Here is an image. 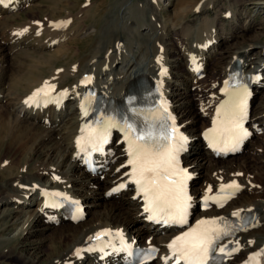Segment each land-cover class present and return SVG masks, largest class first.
<instances>
[{
    "label": "bare ground",
    "instance_id": "6f19581e",
    "mask_svg": "<svg viewBox=\"0 0 264 264\" xmlns=\"http://www.w3.org/2000/svg\"><path fill=\"white\" fill-rule=\"evenodd\" d=\"M35 2L6 0L5 4H0V55L4 59L8 53L1 68L5 72V65L9 66L13 59L19 60L17 65L15 63L16 69L12 64L9 70L12 74L2 72L0 75V145H7L11 150L16 148L15 153L22 157L13 166L0 167V178L4 180L0 206L6 205L0 214V248H4L0 256L19 264H42V258L28 249L18 252V247L7 250L6 247L14 238L29 241L38 233L39 225L52 229L51 224L63 222L69 226L61 227V232L55 233L47 242L51 251L48 264H126L130 261L129 248H155L159 255L150 264L174 262L171 258L165 260L171 256L168 245L189 227L166 228L151 223L143 196L126 175L131 172V167L126 166L129 157L125 132L114 127L107 155L95 157V167L100 170L87 168L86 152L77 147L76 141L82 135L81 130L96 118L97 104L88 96L89 90L109 102L111 118L118 124H121L120 113L124 110V118L141 129L146 126L145 118L160 122L161 106L156 101L165 105L167 112L164 114L166 118L171 117L167 119L168 123H174L187 141L181 152L183 170L190 177L191 185L197 183V167L201 160L209 164L205 184L191 192L192 209L197 214L190 227L202 219L233 218V213L238 211L240 214L252 212L258 219L251 228L230 240L235 257L233 255L227 264H243L261 251L264 247V174L253 173L250 169L255 158L264 159L261 155L257 157L258 151L264 150V139L252 141L249 155L222 165L217 161L221 158L220 153L213 148L207 131L218 119L217 110L227 99L236 60L244 72L252 76L253 92L259 87V79L264 76V43L257 63L250 57L249 46L239 48L230 56H221L222 65L215 67L216 77L209 84L200 85L198 72L208 71L210 59L218 51V39H229L225 35L226 27L223 28L227 24H220L218 20L221 14L218 0H205L199 4L195 8L197 19L180 27L165 17L163 0H146L141 4L150 14L149 20L145 16L134 17L128 0L119 1L120 5L111 11L112 16L97 32L95 26L83 22L76 24L79 15L71 9L65 19H54L52 15L37 19ZM87 2L89 6L81 11L83 15H88L93 6L92 0ZM228 2L223 16L230 19H227L231 30L229 36L233 37L239 28L245 30L254 19L246 6H240L236 0ZM25 6L29 8L23 9L26 21L15 33L10 18L20 15V9ZM257 6L260 10V3ZM187 9L188 6L182 8L183 14H187ZM209 11L214 12L213 19L206 15ZM243 20L245 24L240 25ZM173 31H179L177 39H182V44L175 41ZM83 42L86 43L81 45ZM80 51L83 53L79 54ZM60 56L68 59L65 66H57ZM86 77L91 79L84 83ZM45 82L55 85L48 97H40L47 102L40 106L26 104L25 101ZM191 82L196 91H200L194 94V99L199 97L200 101L197 108L194 101L187 102L181 94L176 95L179 89L187 91ZM64 93L66 95H62ZM61 97L74 101L72 111L61 129L50 130L49 125L65 120L62 114L69 103H59ZM252 104L251 101L246 128L254 137L264 125V119L258 117ZM191 116L194 118L188 119ZM213 137L216 138L215 134ZM42 157L45 160L35 161ZM100 175H106V180L102 181ZM232 182L241 187L235 191L230 206L200 211L202 198L218 196L221 187ZM121 184L125 187L119 188ZM92 187L99 191L90 190ZM91 193L95 194V199L100 197L99 206L105 211L96 213L86 224L79 221L74 225L64 203L70 200L81 206L84 210L82 219H85L84 203L88 202ZM138 221L143 222L145 232L133 228ZM8 227L18 229L15 237L4 234ZM99 233L110 234L97 240Z\"/></svg>",
    "mask_w": 264,
    "mask_h": 264
},
{
    "label": "snow or ice",
    "instance_id": "6c2138e0",
    "mask_svg": "<svg viewBox=\"0 0 264 264\" xmlns=\"http://www.w3.org/2000/svg\"><path fill=\"white\" fill-rule=\"evenodd\" d=\"M5 3L6 0H0V4ZM90 79L86 77L84 83L89 82ZM54 90L55 85L45 82L44 86L37 89L25 103L29 106H40L42 102H47L42 101L40 97H48ZM247 99L248 93L245 89L243 94L221 104L217 110L218 119L214 121L216 127L213 132L217 140L225 145V149L235 150L239 142L249 135L243 127L247 116ZM81 107L87 115L84 105ZM161 107L166 113L167 107L165 105ZM158 119L161 122L157 123L155 120L149 121L145 118L146 126L141 129L130 123L128 119L118 124L114 119L109 118L107 121H102L99 127L82 129V135L77 139L76 144L84 151L102 152L103 146L109 142L110 129L119 127L125 132V140L128 142L129 159L126 166L131 167V172L126 175L130 176L131 182L143 195L147 205L145 211L151 213L149 219L169 226H184L188 224L191 207V197L187 193V180L190 177L179 167V154L184 150L187 141L182 134H179L174 123L168 125L165 122L166 119H171L170 116ZM123 187L124 184L119 186V188ZM240 187L236 182H232L222 186L220 192L225 193L226 188L238 191ZM119 188L116 190L118 191ZM55 195L59 196V193ZM231 195L232 193H225L224 199L230 198ZM212 199L217 200L216 197ZM219 206L222 207L223 204L220 203ZM233 215L239 217L240 212H235ZM233 230L223 218L202 219L195 227H191L171 241L168 245L171 256L165 260L174 259L175 264H209L210 261L215 260L217 253L230 256L232 250L222 246L221 241L229 237ZM109 234L99 233L96 239L99 240ZM260 256H264V250L251 257L249 264H261L257 260Z\"/></svg>",
    "mask_w": 264,
    "mask_h": 264
},
{
    "label": "rangeland",
    "instance_id": "374dc122",
    "mask_svg": "<svg viewBox=\"0 0 264 264\" xmlns=\"http://www.w3.org/2000/svg\"><path fill=\"white\" fill-rule=\"evenodd\" d=\"M87 1L88 0H74L73 2H69L66 0H36V2H35V4H37L36 5L37 8L35 9V13L37 15L36 17H37V19L42 20L47 15H49V16L52 15L54 19H65L67 17V15L69 13H71V10H73L76 15H79V17H78L79 19L76 21V24L83 22L85 25H88L90 27L95 26L96 27L95 32H97V30H99V29L101 31L100 27L104 26L106 24V22L109 20V18L112 16V14H110L111 11L113 12L115 10V8L118 5H120L119 1H123V0H92L93 6H92L90 12L88 13V15H83V14H81V11L83 9L88 8V6H89V3ZM145 1L146 0H131V1L128 0L129 4L130 3L132 4V5H129V4L128 5L130 6V8H131L130 11L132 12V15L134 17L138 16L141 18V17L145 16V18L147 17L146 20L150 19V14L146 13V10L144 11V9L141 5ZM163 1H164L163 6H165V8H166L165 17L168 19H171V23L175 24V26L180 27L181 25L187 26L188 24H190L189 22L192 23L193 21H195L197 19L198 14H197V11L195 8L198 7L199 4L203 3L205 0H183L181 2H178L177 0H174V1L173 0H163ZM236 1L242 7L245 8V6H246V8L250 11L249 13L252 15V19H254V20H253L252 24L249 23L250 25L249 24L247 25L245 30L239 28L233 37H231V35L229 36V33L231 31L229 21L227 20L229 18L225 19L223 16V11H225L227 9L229 2H228V0H218V6H219L218 8L220 9L219 11L221 13L218 16V20H219L220 24H227L226 26H223V28L226 27L225 28L226 29L225 35H226V38H229V39H227V40L226 39H220V40L218 39V45H217L218 51L214 54L213 58L210 59V62L208 65V71H205L203 73V75L200 77V79H201L200 85L201 84L207 85V84H209V82H211V80H213L216 77L215 67L218 68V66L222 65V63H220L221 62V56H224V57L230 56V55H232L233 52H235L239 48H246L249 46L248 50L250 52V57H251V59H253V61H255L257 63L258 57H261L260 49L264 43V0H236ZM86 3H88V4H86ZM258 3H260V7H261L260 10H259V7L257 6ZM139 5H141V6H139ZM185 6L189 7V9H187V14H183V11H182V8ZM23 9L28 10L29 8H26V6L23 7L22 9H20L21 10L20 13H18L20 15L15 14V16L13 18H10V20L13 21V24H14L13 27L16 28L13 31L15 33L19 32V30L21 28V27H19L20 24H22L26 21L27 15L25 14V11ZM142 12H144V13H142ZM206 15L208 16V18L213 19L214 12L209 11ZM84 24H82V26ZM241 24L242 25L245 24V21L243 20L242 22H240V25ZM11 28H9V29L12 30ZM10 30H8V31H10ZM178 33H179V31H175V32L173 31V37H175V41H177V40L179 41L178 45H180V44H182L181 41H183V40L180 38L177 39ZM85 43L86 42H83L80 44L83 45ZM149 44H151V43H149ZM55 48H57V47H55ZM82 53L83 52L80 51L79 54H82ZM6 56H8V53H6ZM6 56L4 55V59H3V56L0 55V75L2 74V72L4 73V75H6L7 72L9 75L12 74L13 72H11V71L9 72V70L13 66L12 64H14V68L16 69L17 68L16 65L19 62V60L13 59L9 66H7L8 64L5 65L4 69H6L7 71L4 72L3 69L1 68V62H3V61L5 62V59H7V58H5ZM62 56H60V61L57 63V66H65L66 62L68 61L67 58L62 57ZM236 61L238 62V60H236ZM15 63H16V65H15ZM259 82H260L259 87L257 88L256 91H254L252 109L254 111L257 109L256 112L258 114V117L264 119V76L260 77ZM192 85H194V84L191 82L188 86L189 89L187 91L183 90V89H181V90L179 89L178 93L176 91V95L181 94L182 98L185 99L187 102L194 101L196 104V108H197V106L200 105V101L198 100L199 97H196V99H194L195 98L194 94L196 92L200 93V91H196V87L192 86ZM72 97H76V96H72ZM65 101H66V104L69 103L68 107L66 106V108H65L66 112H63V114H62L64 116L65 120L62 122L59 121L57 123H54L53 124L54 126L49 125V127H47V128L51 127L50 130L61 129L63 124L70 117L69 114L72 111L71 106L73 105L74 101L71 99L67 100V97H66V99L63 97H61L59 99V103H62V105L65 104ZM1 106H2V104L0 105V109L2 108ZM58 109H59V107H58ZM0 113H2V111ZM58 114H59V112H57L56 116H58ZM193 118L194 117H192V116H191V118L188 117V119H193ZM258 138L264 139V125H262L261 130L258 131L254 137H252V136L250 137V139L248 140L244 149L240 153H238L237 155H234V156H230L228 158H220V160L217 159V161L222 163V165L231 164L232 162H236L237 160L239 161V159L250 154L251 149H252L251 143L253 140H257ZM13 149L14 148H12V150L7 149V145H0V167L2 165L13 166L19 160L22 159V157L19 154L15 153L16 148L14 150ZM261 151H262V153H261ZM2 152H3V154H2ZM257 154H258L257 157H260L259 155L264 156V150L258 151ZM17 155H18V157H17ZM38 160H45V157H42V159H39V158L35 159V161H38ZM255 160H256L255 163L253 162V160L251 161L252 163H254V165H253V168L250 169V171L253 173H257V174H259V173L264 174V159L255 158ZM34 162L32 164H34ZM208 167H209V164L206 163L205 160H201L200 166L197 167L198 168V171L196 173L197 183H194L192 185V188H191L192 191L194 188H199L201 185L205 184L204 183L205 177H206V175H208V172H209ZM1 168H3V167H1ZM109 169H111V168H109ZM105 176L106 175H100V178L102 179V181L106 180ZM238 177H240V176H238ZM3 188H4V180L0 178V192H1L0 198H2V196H3V193H2ZM90 190L99 191V189L97 190L96 188H93ZM94 196H95V194L91 193L90 199L88 200V202L84 203L85 208H86V212H87V216L85 217L86 220L85 219H82L83 221L81 220L80 223H82V224H86L89 221H91L96 213H102L105 211L102 206H99V203L102 202L99 199L100 197H97V199H95ZM239 196H241V195H238V197ZM122 200L123 199H120L122 204L128 206L126 204V202H124V200L123 201ZM231 202H232V200H230V202L224 208H227L228 206H230ZM103 203H105V202H103ZM7 207L10 208L11 210L13 209V211L17 210L16 207H9V206H7ZM5 208H6V205L0 206V214L5 210ZM213 209H215V208L213 207L210 210H213ZM210 210H207V211H210ZM89 211L91 213H89ZM196 214L197 213L194 212V214L192 216V220L194 219ZM12 217L14 218L15 216L12 215ZM142 224H143L142 221H138L134 224L133 228L139 229V230L145 232V230H144L145 228L143 227ZM74 225H76V224H74ZM67 226H69V224L63 223V222L62 223L57 222L55 224H51L50 228H52V229H46V228H44L43 225H39L38 226V230H39L38 233L33 235V237H31L29 241L24 242L22 239L14 238L13 241L8 244V246H7L8 248L6 247V250L10 249L11 247L12 248L18 247V252L23 250V249L24 250L28 249L35 256H39L40 258H42V261H43L42 264H48L49 263L48 257L51 255V251L47 247L48 246L47 242L53 237V235L59 234L61 232V229H62L61 227H67ZM152 231L155 232L154 229H152ZM17 233H18V229H14L11 227L7 228L6 233L4 232L5 235L8 234V236H10L12 238L15 237L17 235ZM3 249L4 248H0V254L4 251ZM0 264H19V263L16 260H10L8 258H4V257L0 256Z\"/></svg>",
    "mask_w": 264,
    "mask_h": 264
}]
</instances>
